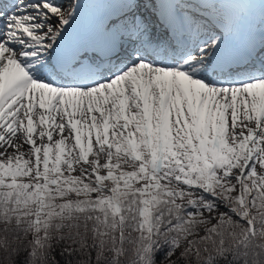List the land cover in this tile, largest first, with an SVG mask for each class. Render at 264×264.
<instances>
[{"label":"snow or ice","instance_id":"1","mask_svg":"<svg viewBox=\"0 0 264 264\" xmlns=\"http://www.w3.org/2000/svg\"><path fill=\"white\" fill-rule=\"evenodd\" d=\"M0 0V264H264V0Z\"/></svg>","mask_w":264,"mask_h":264},{"label":"bare ground","instance_id":"2","mask_svg":"<svg viewBox=\"0 0 264 264\" xmlns=\"http://www.w3.org/2000/svg\"><path fill=\"white\" fill-rule=\"evenodd\" d=\"M91 1H92V0H91ZM61 2H63V0H61ZM84 2L86 3L87 0H84ZM95 3H96V1H92V2H91V7H94ZM86 4H87V3H86ZM86 8H88V7L85 6V9H86Z\"/></svg>","mask_w":264,"mask_h":264}]
</instances>
